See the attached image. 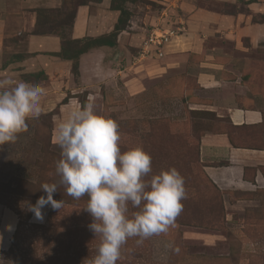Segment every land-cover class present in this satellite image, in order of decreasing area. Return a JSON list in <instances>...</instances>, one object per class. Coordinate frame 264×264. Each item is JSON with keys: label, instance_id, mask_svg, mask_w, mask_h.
Listing matches in <instances>:
<instances>
[{"label": "rangeland", "instance_id": "374dc122", "mask_svg": "<svg viewBox=\"0 0 264 264\" xmlns=\"http://www.w3.org/2000/svg\"><path fill=\"white\" fill-rule=\"evenodd\" d=\"M35 1L40 4L35 11L31 9L34 24L28 34L55 36L60 44L64 40L65 48H73L70 39L75 38L72 31L77 4L85 0ZM198 2L220 12L238 10L244 19L243 27L249 25L264 31V0L249 5L246 0ZM168 4L163 0L129 3L131 17L124 33L130 37L128 49L118 53L112 65L107 64V71L98 65L99 61L86 59L84 78L79 65L78 71L72 72L70 61L68 66L46 70L49 73L45 74L40 70L43 64L39 58L37 63L34 57L32 62L13 69L12 63H7L11 54L5 50L0 55V77L12 75L16 80L40 84L46 90L41 99V115L27 121L28 130L19 134L15 143L0 146V221L7 209L16 223L18 220V226L15 224L14 230L6 233L7 243L1 244L2 264H86V259L96 254L99 238L88 228L92 218L84 210L87 196L75 200L60 186L53 198L64 200V207L60 211L44 208L43 222H35L32 214L28 219L29 205L46 195L41 184L59 181L55 167L61 149L55 142L56 123L75 106L87 103L94 104L97 114L108 116L119 125L121 151L142 146L152 157V174L175 167L184 178L186 198L181 201L183 210L174 225L167 233L147 238L142 245L136 244L137 237L128 239L117 264H264V165L259 166L257 175V169L244 168L243 177L250 184L220 187L207 174L206 166L225 163L205 162L201 157V137L208 132L233 134L236 144L264 150V34H257L259 43L250 48L248 38L243 36L242 49L235 48L233 41L218 39L232 59L231 69L223 70L229 81L231 102L259 110L262 116L259 124L236 126L225 116H217L201 106H188L189 100L209 102L201 97L190 67L183 66L177 73L146 74L145 67L153 65L160 70L169 57H174L167 51L182 33L163 44L160 56L153 45L150 52H144L146 37L157 27L180 26L184 32L187 28L180 7H166ZM87 5L93 13L96 3L90 1ZM39 8L49 10L36 13ZM163 8L167 14L161 17ZM36 17L45 23L41 28L46 34L35 33ZM25 36L23 33L18 37L25 42ZM82 37L93 36L85 34L79 38ZM19 38L6 37L3 45L17 43V52L12 54L25 60L29 53ZM112 51L106 56L112 58L117 52ZM171 86L179 89L173 93ZM131 211L134 209L130 206ZM3 220L7 226L12 223L7 215ZM177 247L179 252L173 250Z\"/></svg>", "mask_w": 264, "mask_h": 264}, {"label": "clouds", "instance_id": "9594fccd", "mask_svg": "<svg viewBox=\"0 0 264 264\" xmlns=\"http://www.w3.org/2000/svg\"><path fill=\"white\" fill-rule=\"evenodd\" d=\"M45 94L40 84L0 77V146L15 143L28 130L27 121L41 115ZM118 129L116 121L97 114L92 103L72 108L55 126L61 149L55 167L59 181L41 184L46 195L28 207L35 221L43 222L44 208L64 207V200L53 198L60 186L75 200L87 196L84 210L92 218L88 228L99 244L86 264H117L128 239L137 237L136 244L142 245L149 237L167 233L186 198L180 172L170 167L152 174V157L142 146L121 151ZM6 228L13 231L11 225ZM173 250L179 252L178 247Z\"/></svg>", "mask_w": 264, "mask_h": 264}, {"label": "crops", "instance_id": "0c3cea01", "mask_svg": "<svg viewBox=\"0 0 264 264\" xmlns=\"http://www.w3.org/2000/svg\"><path fill=\"white\" fill-rule=\"evenodd\" d=\"M163 1L169 2L166 7H180L184 14L187 28L176 41V44L167 51L169 56L173 53L174 57H169L163 63V66L159 67L160 70L153 65L151 68L145 67L146 74H150V72L154 73V71H158L157 75L164 73V71H175L177 73L181 72L183 66L184 69L190 67L192 75L195 78V83L200 88L198 90L203 94L201 97L209 100V102L204 101L206 103L189 100L187 104L190 108L195 105L201 106V109L214 112L217 116L227 117L233 125L259 124L262 120L259 110L240 107L231 102V95L227 91L229 81L225 79L223 70L231 69L229 66L232 59L229 56L230 54H228L229 52H226L220 46L218 39H223L225 42L233 41L235 48L242 49L241 38L245 36L248 38L247 40L250 45L247 48H250L259 43L258 40L260 38L257 34H260L262 37L264 31L261 28L249 25L243 27L242 23L244 19L239 11L234 14L220 12L206 5H201L198 2L199 0ZM35 2V0H0V55H3V51L5 50L9 55L11 54L8 59V65L12 63L13 69L15 66L32 62L34 57V62L37 63V59L39 58L42 62L41 64H43L40 70H44V73L48 74L49 72L46 70L63 68L68 66V62L52 54L58 52L60 48V42L57 37L28 34L34 24V12L31 9H35L40 4ZM175 2L179 3V5L175 4ZM41 3L47 4L45 1ZM93 3H96L93 13L90 12V6L87 4L77 6L72 31L73 37L79 38L85 34L96 37L107 34L112 30L118 16V11L109 8L110 0H101L100 2ZM166 14V8H163L160 12L161 17ZM130 28L132 29V27ZM127 31L125 29L118 34L116 45L92 48L95 50L91 51V53L87 51L79 57V67L83 78L85 75V60L88 58L99 61L98 65L103 67V70L107 69L108 63L112 65V62H116L117 54L123 53V49H128L127 46L130 44V37H127L128 34L124 36V33ZM23 33L26 34L25 42L18 37ZM6 37H16L24 43L23 49L29 53L25 60H23L24 57H16V54H12V52L16 53V49H18L16 41L14 42L16 43L15 45H3ZM247 48L245 47V49ZM113 49L117 52L111 58L109 57V53L113 52ZM99 50H105V52ZM100 52L102 54L98 56ZM107 54L109 56H106ZM191 55L199 57L192 59L189 58ZM22 61L24 62L21 63ZM95 71L96 67L92 73ZM231 71L233 72V70ZM175 89V86L173 88L172 86L170 87L173 93ZM201 157L205 162L223 161L225 163L220 166H206L207 174L220 187H243L246 184L248 185L250 182L243 177L244 168L253 167L257 169L255 172L257 175V173H260L258 170L259 166L264 165L263 149L248 148L241 145L234 146L231 144L227 134L222 131L208 132L201 137ZM4 212L3 218L7 215L9 219H12L10 225L14 230L16 224L15 216L8 212V209ZM3 218L1 217L0 221V236L3 238L2 244H6L8 240L6 233L10 231L7 230V225H5ZM32 218L34 219L33 213ZM0 248H2L1 244Z\"/></svg>", "mask_w": 264, "mask_h": 264}, {"label": "trees", "instance_id": "16d2710c", "mask_svg": "<svg viewBox=\"0 0 264 264\" xmlns=\"http://www.w3.org/2000/svg\"><path fill=\"white\" fill-rule=\"evenodd\" d=\"M90 1L100 2L101 0H85V1L79 2L77 5L78 6L79 5H85ZM136 1L137 0H110L109 8L111 10L118 11V16L116 18V21L113 25L112 30L109 33L102 34V35H99L96 37L71 38L70 42L74 45L73 48H65L64 47V40H61L59 51L52 53V54L56 55L57 57L61 58L64 61H70L71 67H72L71 70L73 73H76L78 71L79 57L83 53H86L87 51H89L92 48H96V47H100V46H110L111 47V46L116 45L118 34L121 31L125 30L127 26H129V22H130L129 20L131 17V10L128 8V4L129 3L134 4ZM256 1L257 0H246V2H247L246 5L249 3H252V2H256ZM46 10H49V9L39 8V9H36V13L38 11L40 12V11H46ZM34 11H35V9H34ZM237 11L238 10H236L235 12H237ZM235 12H230V13L234 14ZM36 18H37V20H36V24H35V33L46 34V31H43L41 28V26H44L45 23H41L42 21L40 22L39 21L40 19H38V17H36ZM16 57H19V55H16ZM176 88H179V87H176ZM231 135L234 136L233 134H228V137H230ZM232 138L233 137L230 138L231 143L235 146L238 145L235 143V141H237L236 137H235V139H232ZM31 214H32V212L29 213L28 219L31 217ZM16 224L18 226V220H17Z\"/></svg>", "mask_w": 264, "mask_h": 264}, {"label": "built area", "instance_id": "2783aa9c", "mask_svg": "<svg viewBox=\"0 0 264 264\" xmlns=\"http://www.w3.org/2000/svg\"><path fill=\"white\" fill-rule=\"evenodd\" d=\"M184 31L177 26L176 28L171 27H164L159 28L157 27L152 33H150L143 42L142 49L145 53L148 51L150 52V47L153 45L156 48V54L160 56L161 54V47L165 42H167L172 37L183 33Z\"/></svg>", "mask_w": 264, "mask_h": 264}]
</instances>
